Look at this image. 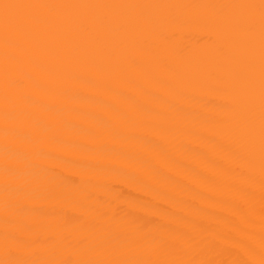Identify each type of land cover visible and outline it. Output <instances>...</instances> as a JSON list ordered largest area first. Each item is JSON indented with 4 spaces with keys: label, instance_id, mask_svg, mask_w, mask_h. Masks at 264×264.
Listing matches in <instances>:
<instances>
[{
    "label": "bare ground",
    "instance_id": "6f19581e",
    "mask_svg": "<svg viewBox=\"0 0 264 264\" xmlns=\"http://www.w3.org/2000/svg\"><path fill=\"white\" fill-rule=\"evenodd\" d=\"M0 264H264V0H0Z\"/></svg>",
    "mask_w": 264,
    "mask_h": 264
}]
</instances>
